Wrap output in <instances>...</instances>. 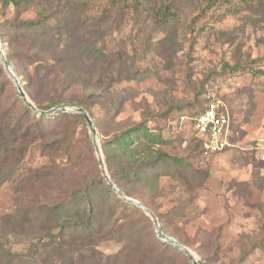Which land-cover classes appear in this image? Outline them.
<instances>
[{
    "label": "rangeland",
    "instance_id": "1",
    "mask_svg": "<svg viewBox=\"0 0 264 264\" xmlns=\"http://www.w3.org/2000/svg\"><path fill=\"white\" fill-rule=\"evenodd\" d=\"M189 1L183 0V5L187 6ZM154 2L159 4L160 0ZM196 10L194 14L197 17L180 34L174 53L162 46L160 40L165 34L161 30L157 31L152 20L133 25L131 13H128L121 26L114 29L100 46L107 55L106 61L97 63L87 60L81 54L83 40H80L88 36V32L82 30L78 33L77 23H73L71 27V31L75 33L72 41L58 39L57 35L50 38L52 48L48 54L71 57L80 72L91 74V77L88 76L91 81L90 89H81V93L70 90L63 96L79 100L89 90L99 94L124 91L126 101L115 122L125 128L133 122L143 120L144 113L149 110L154 116L145 120L143 129L139 132L140 140L148 141L154 149L160 148L188 163L189 167L180 166L175 175L156 172L148 183L142 184L135 180L126 187L128 192L136 187L141 195L146 197L147 194L150 199L148 203L169 220L165 229L168 236L188 247L196 255L199 264H264V248L261 247L253 249L243 261H239L243 250L252 248L255 241L264 238V15H231L218 9L216 5L202 13L199 8ZM12 13L11 11L3 16L0 8V16L3 18ZM30 16L31 14H26L22 18ZM49 24L51 30H55L58 21L53 20ZM8 31L16 34L13 28H8ZM12 40L17 47L29 46L27 41H21L18 37H13ZM1 45L7 57L11 46L7 41L1 42ZM9 63L12 73L19 79L27 94L26 76L38 74L37 62L23 64L27 69L26 74L19 73L17 63ZM0 64L3 65L1 59ZM236 64L241 67L232 70L230 67ZM45 65L52 66L54 61ZM50 66L42 72L52 73L54 67ZM4 70L12 81L8 89L16 87L14 80L5 68ZM121 73L124 76L134 74L136 78L109 83L110 76L116 78ZM60 94L62 93L52 90L49 96L57 97ZM14 95L9 92L8 96ZM214 97L223 102L222 106L224 105L230 119L229 145L207 158L196 149L192 120L195 112L200 109L199 102L205 107ZM8 103L6 100L5 106ZM63 104L79 106L69 102ZM175 104H185V107L173 110L167 117H160V114ZM94 112V118L89 112L88 114L96 128L97 142L110 175L102 143L106 134L111 136L118 130L112 122L100 124L106 128L102 130L96 120H106L104 109L97 105ZM47 116L53 118L51 116L54 115ZM49 130H53V127ZM87 137L92 142L97 157L88 125L77 126L74 147L83 145ZM150 137L156 142H151ZM42 142L40 138L29 141L22 161L26 164L23 168L26 169L25 173L31 174L32 170L49 166L53 161L65 171L73 167L74 164L66 154L53 158V147L48 148L50 155L46 154ZM140 156H147V153L142 152ZM23 169L17 171L14 178H20ZM75 170L71 177L75 173L88 174L87 169L84 172H79L80 168ZM43 190L44 187L40 191ZM128 192V195L124 192L125 195L135 199ZM13 195V187L9 181L0 187V224L5 216L12 215L16 210ZM139 199L136 200L141 201ZM173 208L181 210L185 215L174 218L170 215ZM131 210L118 222L138 225L145 221L144 236H135V239L133 236L116 237L105 232L110 226L108 222L99 230L97 240L94 238L87 247L75 248L74 253L66 260L56 259L47 264H192L191 260L175 252L172 248L176 246L169 242L173 247L165 251L164 246L156 245L155 242L163 239L158 237L153 219H142ZM153 212L161 226L158 214ZM40 221L43 223V219ZM134 229L131 234L135 235ZM25 230L26 232H14L9 239L4 240L6 248L18 254L28 252L32 249V242H36L38 236L44 234H30L27 227ZM57 230L52 228L53 232ZM58 242L56 240L53 248L59 246ZM213 248H221L217 259L211 258ZM36 250L38 254L27 258L25 264H46L41 259L44 257V249L40 247ZM160 252L163 253V258Z\"/></svg>",
    "mask_w": 264,
    "mask_h": 264
},
{
    "label": "trees",
    "instance_id": "2",
    "mask_svg": "<svg viewBox=\"0 0 264 264\" xmlns=\"http://www.w3.org/2000/svg\"><path fill=\"white\" fill-rule=\"evenodd\" d=\"M154 1L157 0H0L3 16L13 12L6 18L0 16L3 18L0 19V40L7 41L11 46L7 54L9 62L18 64L20 74H26L27 71L23 64L37 62L38 74L26 76L25 88L30 100L42 110H48L63 103H74L86 109L93 118L97 105L102 107L106 120L95 119L97 125L102 130H106L100 124L112 122L118 130L111 136L106 134L102 143L107 168L112 180L125 193L128 192L126 188L128 183L132 181L148 183L156 172L175 175L177 170L189 165L185 159L172 156L160 148L154 149L152 143L140 140L139 132L143 129L145 120L154 116L149 110L144 113L143 120L133 122L125 128H121L115 122L126 101L124 91L99 94L97 91L89 90L86 96L79 100L63 96L70 90L81 93V89L86 90V87L90 89L91 81L88 76L91 77V74L80 72L71 57L49 55L52 48L50 38L57 35L58 39L72 41L75 33L71 31V27L73 23H77L78 33L82 30L88 32V36L80 40H83L81 54L85 55L87 60L102 63L107 60V55L104 48L100 47L101 44L114 29L121 26L128 13H131L133 25L152 20L157 31L161 30L165 34V37L160 40L162 46L171 53L177 50L175 45L179 43L180 34L185 32V28L189 27L197 17L194 11L198 8L202 13L216 5L218 9L225 10L231 15L244 14L246 17L251 14L264 15V0H190L187 6L183 5V0H160L159 4ZM26 14L31 16L22 18ZM53 20L58 21L55 30H51L49 24ZM8 28L15 29L16 34L10 33ZM13 37L27 41L29 46L23 48L13 45ZM57 44L59 48L60 43ZM52 60L54 71L42 72L44 68L50 66L45 64ZM238 67L241 66L236 64L230 68L235 70ZM110 77L108 78L110 84L113 81L114 84L120 80L136 78L134 74L124 76L122 73L116 78ZM11 85L12 81L6 75L3 65L0 64V187L8 181L11 183L16 205L15 212L5 216L3 223L0 224V264H25L27 258L38 254L36 249L40 247L45 251L44 257L41 258L43 263H53L56 259L66 260L70 254L74 253L75 248L87 247L94 238L97 240L99 230L103 229L108 222L110 226L105 229V232L114 234L116 237L133 236L135 239V236H144L145 221L138 225L137 223L125 225L118 222L131 209L142 219L151 221V218L136 206L124 202L109 186L99 167L89 138L87 137L83 145L74 147L77 126L88 125L84 115L80 112L61 113L50 118L45 114H38L23 102L15 86L8 89ZM52 90L62 94L57 97L49 96ZM9 92L15 95L9 97ZM6 100L9 102L7 106H5ZM199 104L200 109L195 112L194 118L206 109V106L204 107L200 102ZM184 107L185 104H175L160 114V117H167L173 110H182ZM51 127L53 130H49ZM37 138L43 141L42 145L46 154L50 155L48 148L53 147L55 154L51 156L55 158L66 154L74 164L73 167L65 171L53 161V164L49 166L32 170L31 174L25 173L26 169L23 168L26 164L22 162L24 154L29 141ZM195 139L196 149L202 154L199 149V139L196 137ZM149 140L156 142L151 137ZM142 152H146L147 156H140ZM77 168H80L79 172L87 169L88 174L75 173L71 177ZM21 169L24 170L21 177L14 178L16 172ZM43 187L44 190L41 192ZM193 187L196 185L193 184ZM128 193L135 196V199L140 198L139 200L157 213V209L148 203L150 199L147 198V194L146 197L141 195L136 187ZM157 214L165 232L169 220L165 219V215L159 212ZM171 214L174 218L185 215L184 212L175 208L170 210ZM37 218L43 219V223ZM25 224L30 234L35 232L44 234L38 236L36 242H32V249L28 252L13 253L6 248L4 240L9 239L14 232H26L23 227ZM52 228H57V232H53ZM133 229L136 232L135 235L131 234ZM56 240L59 241V246L53 248L52 245L56 244ZM155 244L164 246V251L173 247L163 240ZM257 247L264 248L263 237L255 241L252 248L243 250L239 261H243ZM172 249L189 259L177 247ZM220 251L221 248H213L211 258L217 259ZM160 255L163 258V253L160 252Z\"/></svg>",
    "mask_w": 264,
    "mask_h": 264
},
{
    "label": "water",
    "instance_id": "3",
    "mask_svg": "<svg viewBox=\"0 0 264 264\" xmlns=\"http://www.w3.org/2000/svg\"><path fill=\"white\" fill-rule=\"evenodd\" d=\"M0 59L2 61L4 68L9 73L11 78L14 80L15 85H16L17 90H18V93H19V96L21 97L23 102L27 106H29L34 112L45 114V115H50V116L56 115V114H61V113H69V112H80L84 115L86 122L88 124V127H89L90 134L94 140L96 153H97V157L99 160V165H100L102 174L105 177L109 186L125 202H128L130 204H133V205L143 209L153 219V222L155 224L156 231H157L159 238L165 240L166 242H169L170 244H172V245L178 247L180 250H182L189 257V259L192 261V264H199V260L197 259L196 255L188 247H186L185 245H183L182 243L177 241L175 238L168 236L164 232L163 228L159 224V221H158L155 213L148 206H146L141 201H138L134 198H131V197H128L127 195H125V193L121 190V188L118 187L114 183V181L112 180V178L110 177V175L108 174V172L106 170L105 163H104L103 156H102V152H101V149H100L98 142H97V131H96V128H95V126L92 122V119H91L90 115L88 114V112L81 106L69 105V104H60V105L52 107L48 110H42V109L37 108L33 104V102L28 98V96H27L22 84L20 83L19 79L12 73V68H11L9 61L7 60L5 50L2 48L1 40H0Z\"/></svg>",
    "mask_w": 264,
    "mask_h": 264
},
{
    "label": "built area",
    "instance_id": "4",
    "mask_svg": "<svg viewBox=\"0 0 264 264\" xmlns=\"http://www.w3.org/2000/svg\"><path fill=\"white\" fill-rule=\"evenodd\" d=\"M222 104L218 98L210 99L206 109L192 120L193 132L199 139L203 156L207 158L229 145L230 119Z\"/></svg>",
    "mask_w": 264,
    "mask_h": 264
}]
</instances>
